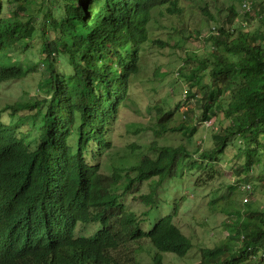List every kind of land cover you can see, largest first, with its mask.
I'll use <instances>...</instances> for the list:
<instances>
[{
  "label": "trees",
  "instance_id": "16d2710c",
  "mask_svg": "<svg viewBox=\"0 0 264 264\" xmlns=\"http://www.w3.org/2000/svg\"><path fill=\"white\" fill-rule=\"evenodd\" d=\"M184 1L0 0V87L44 68L33 98L0 108V264H121L113 258L119 242L131 247L128 264H141L143 253L150 264H164V254L184 258L192 242L174 223L176 208L147 224L159 192L183 166L203 190L236 145L243 159L232 167L235 185L264 192V0L247 6L257 25L251 30L236 24L233 7L218 21L200 6L213 24L209 49L179 57L174 72L185 89L176 106L156 105L154 140L128 146L133 162L109 153L107 136L132 94L144 44L167 46L149 38L148 25L157 13L180 36L183 24L173 23L185 17ZM177 111L180 122L170 127ZM218 116L228 124L211 129L210 148L198 146L199 157L183 144L155 143L168 131L190 140L197 124ZM224 187L221 197V187L208 192L207 206L230 218L228 234L200 247L195 264H264V207L240 205L235 187ZM133 195L143 209L138 218L121 203ZM79 224L96 231L80 233Z\"/></svg>",
  "mask_w": 264,
  "mask_h": 264
},
{
  "label": "rangeland",
  "instance_id": "374dc122",
  "mask_svg": "<svg viewBox=\"0 0 264 264\" xmlns=\"http://www.w3.org/2000/svg\"><path fill=\"white\" fill-rule=\"evenodd\" d=\"M255 0H196L184 1L186 15L174 22V26L178 28L180 25L182 34L178 36V32L166 28L165 17H160L154 13L155 18L149 23L150 39H157L165 41L167 46L160 49V45L153 44L148 41L144 44V53L141 58V69L138 78L133 83V91L124 102V107L119 108V115L113 122L112 129L109 130L110 149L114 151V160L126 155L129 162H133V157L130 156L128 146L134 144L141 149L146 148L154 139L152 128L157 124L156 122V109L161 103L165 105L166 109L175 107L179 101V94L184 93L185 85L175 77V69L179 66V57L183 52L189 53L193 51L197 56L202 57L209 49V45L204 42L207 40L210 29L213 24L203 17L199 11L200 6H204L211 15L216 17V20H223L227 7H233L238 14L236 24L244 28H256L255 24L252 25L250 19L245 15L246 8L243 4H249ZM217 10H220L216 15ZM252 25V26H251ZM172 25L170 24V28ZM202 27V33L198 39L193 38L197 30ZM191 36L195 40L187 41L184 39ZM33 48H34V44ZM179 46V48H178ZM36 62V61H35ZM42 67L39 66L38 72H30L25 77L7 82L0 87V108L6 104H14L15 102H25L33 98L37 92V83L40 79V73L43 72ZM40 72V73H39ZM44 78L46 76H43ZM178 80V81H177ZM174 81V82H173ZM181 97V96H180ZM180 113L176 112L174 120L170 121L169 126H176L180 122ZM7 116L3 115L2 120H7ZM221 116L212 118L209 122L197 124L196 134L187 140L178 133L166 132L160 138L155 139L157 146H174L179 144L186 146L187 150L192 152L193 156L199 157L196 148L201 146L203 149H209L211 143V133L214 132L220 125H227ZM211 129L212 132H211ZM34 133V132H33ZM35 135V133L33 134ZM155 138V137H154ZM238 143V141H237ZM135 151V153H137ZM145 152V150H143ZM126 159V161H127ZM222 161L219 165L221 169V176H219L214 183L208 184L203 190L193 188L195 174L188 172L185 166L178 168L176 177L173 180L165 183V190L159 192V205L153 211V216L147 221V224L153 225L159 218L165 217L173 212L176 208V217L174 223L181 229V233L190 239L192 247L188 250L184 258L177 259L173 255L164 254V264H195L199 261V248L203 246L213 247L215 244L227 236L226 225L230 223V218L224 214L209 211L207 203L208 192L221 187L219 196L226 193L224 185H233L235 187L234 193L236 200L240 205L245 207L251 205L252 207H264V192L256 188H251L248 193L241 191L240 185H235V177L233 173V164L241 162L243 155L239 153L236 148H228L222 156ZM258 175V170L251 173L252 180ZM247 185V184H245ZM252 193V194H251ZM251 196L249 197V195ZM133 195L132 197L122 200L124 209L132 208L137 213L143 210L137 204V200ZM245 198L248 199L245 202ZM244 207V208H245ZM78 229H83L86 234L88 232H95V226L78 225ZM119 237V235H118ZM120 241L125 242L124 238ZM119 256L113 253L116 260L118 257L121 264H128V251L131 247H123V243L119 242ZM146 250V248H144ZM138 259L145 264H150V256L143 253L138 256ZM141 263V264H142Z\"/></svg>",
  "mask_w": 264,
  "mask_h": 264
},
{
  "label": "clouds",
  "instance_id": "9594fccd",
  "mask_svg": "<svg viewBox=\"0 0 264 264\" xmlns=\"http://www.w3.org/2000/svg\"><path fill=\"white\" fill-rule=\"evenodd\" d=\"M196 2L198 3L199 0H196ZM243 8H246V9H247V5H246V4H243ZM154 18H155V16H154ZM154 18H153V19H154ZM151 21H152V20H151ZM151 21H150V22H151ZM79 225H83V224H79ZM76 228L78 229V226H77ZM78 230H79L80 233H86L85 231H82L83 229H81V231H80V229H78ZM95 231H96V227H95Z\"/></svg>",
  "mask_w": 264,
  "mask_h": 264
},
{
  "label": "built area",
  "instance_id": "2783aa9c",
  "mask_svg": "<svg viewBox=\"0 0 264 264\" xmlns=\"http://www.w3.org/2000/svg\"><path fill=\"white\" fill-rule=\"evenodd\" d=\"M246 188H248V186H245ZM245 201H246V199H245Z\"/></svg>",
  "mask_w": 264,
  "mask_h": 264
}]
</instances>
